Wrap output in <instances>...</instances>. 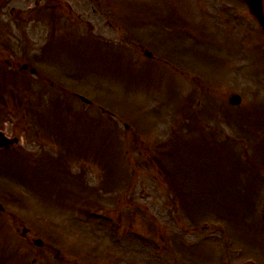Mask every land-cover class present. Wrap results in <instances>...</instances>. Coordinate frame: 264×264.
<instances>
[{
    "label": "rangeland",
    "instance_id": "obj_1",
    "mask_svg": "<svg viewBox=\"0 0 264 264\" xmlns=\"http://www.w3.org/2000/svg\"><path fill=\"white\" fill-rule=\"evenodd\" d=\"M27 1L29 7L32 0ZM99 1L104 7L100 16L92 6L88 15L79 14L81 10L75 13V17L81 15L82 23L90 24L92 32L86 24L69 28L67 34L77 39L92 37L95 42L101 37L109 50L104 46L84 47L88 44L82 40H77L82 44H76V50L68 40L65 43L66 35L55 32L52 38V28L30 16L24 32L13 31L17 36L10 39L13 43L8 41L0 47V130L19 139L16 147L0 155V202L4 207L0 214V259L4 264H246L249 260L250 264L256 260L264 264V244L258 242L264 236L250 229L262 216L264 169H259L258 181L251 189L246 173L230 160L234 152L235 162L242 168L254 158L256 148L251 142L260 141L263 133L250 126L248 139L234 126H227L222 116L224 110L236 118L243 110L264 111V70L252 62L261 42L247 38L244 8L236 0L233 8L237 20L228 29L219 23L225 0ZM162 19H177L188 29L170 31ZM187 33L200 46L185 40ZM185 44H189L187 48ZM222 51L230 56L228 63ZM145 52L151 54L150 59ZM167 56L173 60L165 64ZM24 64L37 74L20 72ZM221 70L223 77L219 76ZM181 71L188 73L182 75ZM51 83L53 89H67L92 103L73 102L75 117H82V127L75 136L83 139L88 126L95 138L99 128L111 125L106 132L114 145L105 151L96 145L90 153L97 158L90 160L76 150L68 161L71 150L61 143L64 135L60 126L50 119L39 124L37 117L43 115L28 113L24 107L41 110L47 104L41 92H51ZM233 94L242 99L239 107L227 103ZM100 108L111 114L107 123L100 117ZM183 109L184 114L189 110L205 112L204 118L211 114L204 124L208 130L205 135L210 136L211 143L225 140L229 146L204 145L229 154V162L222 164L226 157L219 156L208 164L204 158L195 157V144L168 145L174 130L181 127L184 134L182 127L188 128L194 121L198 126L201 119L192 121ZM187 136L192 140L194 134ZM179 139L187 140L182 135ZM92 142L100 143L99 139ZM169 150L175 160L167 157ZM107 152L110 155H105ZM58 159L66 163L70 178L72 174L82 176L86 197L76 193L70 199L68 194L62 196L69 193L65 192L68 189L60 194L61 188L48 185L51 173L65 181ZM195 166L201 179L192 183L189 174ZM109 168L115 173L114 180L97 194V189L107 184ZM179 174L187 177L185 183L178 180ZM40 178L48 183L41 190L37 187ZM199 199L211 202L200 209L185 203ZM196 210L200 213L198 221ZM224 211L226 215L235 211L238 218L248 215V219H240L241 228H233L228 215L219 220ZM23 229L27 230L24 238ZM37 239L43 242L41 249L32 245ZM244 249L249 255L240 253Z\"/></svg>",
    "mask_w": 264,
    "mask_h": 264
},
{
    "label": "flooded vegetation",
    "instance_id": "obj_2",
    "mask_svg": "<svg viewBox=\"0 0 264 264\" xmlns=\"http://www.w3.org/2000/svg\"><path fill=\"white\" fill-rule=\"evenodd\" d=\"M27 0H19L17 4V0H0V34H4L8 32L9 27L12 25V16H15L18 19V16L23 15V12L27 9ZM81 0H32L31 7H38L41 11L51 12L53 18L58 19L62 17V19L66 20L70 17H73L76 10V3ZM82 6L84 9L89 5L87 2H91V0H83ZM25 8H23V7ZM263 6V3H262ZM24 9V10H23ZM16 11V13H14ZM85 12V10H84ZM251 22H253L254 27L257 26L256 21L250 17ZM24 22L25 19H21ZM263 34V33H262ZM264 39V34L262 36ZM0 43L3 46L6 45L7 41L2 40L0 36ZM260 48L264 50V44L260 43ZM261 68L264 70V52L263 56H261ZM264 72L261 73L263 75ZM264 76V75H263Z\"/></svg>",
    "mask_w": 264,
    "mask_h": 264
},
{
    "label": "water",
    "instance_id": "obj_3",
    "mask_svg": "<svg viewBox=\"0 0 264 264\" xmlns=\"http://www.w3.org/2000/svg\"><path fill=\"white\" fill-rule=\"evenodd\" d=\"M246 2L250 3V1L253 0H245ZM251 7V6H250ZM252 8V7H251ZM253 15H255L256 17H259L258 13L254 10H252L251 12ZM11 142L6 140L1 134H0V147L2 146H7L8 144H10ZM0 210H1V206H0Z\"/></svg>",
    "mask_w": 264,
    "mask_h": 264
}]
</instances>
